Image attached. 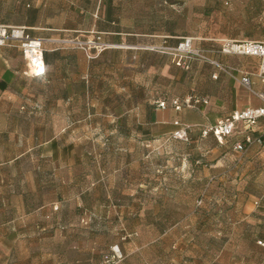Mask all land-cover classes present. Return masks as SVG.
<instances>
[{"label":"crops","instance_id":"obj_1","mask_svg":"<svg viewBox=\"0 0 264 264\" xmlns=\"http://www.w3.org/2000/svg\"><path fill=\"white\" fill-rule=\"evenodd\" d=\"M203 6V0H0V25L21 26L31 36L45 39L47 67L45 75L33 76L17 42L0 46V152L16 151L8 160L0 159V169L13 163L19 167L26 153L49 143L51 176L62 183L77 184L87 177L80 170L83 154L78 153L86 144L75 143L72 137L94 132L105 135L106 120L118 121L116 130L124 133L122 122L129 119L138 128L158 125L159 135L173 133L176 120L191 125L190 139L181 140L189 143L183 157L190 156V164H198L199 141H217L211 134H202L203 126L215 124L234 111L264 105L240 81L244 73L256 71L259 58L221 52L223 40H238L239 35L221 29L218 23L207 27L210 17L203 15ZM95 33L102 35L108 49L85 51L64 41ZM185 37L192 38L193 47L204 51L209 60L189 57L190 67L185 69L177 65L174 51L160 48L176 47ZM252 82L255 90H264L258 77L252 76ZM189 96L202 101L181 111L170 103L173 98ZM162 100L169 103L166 108L158 107ZM138 128L128 129L126 134H136ZM248 133L263 137L264 118L251 130L239 123L233 134L224 143L217 141L215 147L225 159L229 178L248 185L251 191L247 193L248 218L243 220L254 223L250 241L260 248L258 241L264 240V192L254 195L251 185H264V144L255 142L244 151L236 150L235 144ZM64 154L72 158L63 159ZM43 168L42 164L33 168L38 182ZM60 169L66 171L65 179L58 175ZM96 181L99 186V176ZM10 182L14 180L0 172V184ZM62 198L57 194L55 200ZM4 199L1 193L3 206ZM253 202L260 210L252 215ZM46 206L36 205L22 216L49 218ZM260 249L263 257L258 263L264 264L263 246ZM247 259L250 262V257Z\"/></svg>","mask_w":264,"mask_h":264},{"label":"rangeland","instance_id":"obj_2","mask_svg":"<svg viewBox=\"0 0 264 264\" xmlns=\"http://www.w3.org/2000/svg\"><path fill=\"white\" fill-rule=\"evenodd\" d=\"M204 2L207 27L218 23L239 39L264 41L261 0ZM117 123L104 121L105 135L72 137L86 144L78 153L87 177L77 184L51 176L49 143L26 153L19 167L0 169L14 180L0 184L5 198V206L0 200V264H100L116 246L122 258L112 264L261 263L262 246L250 241L254 223L243 220L251 191L229 178L215 139L199 141L200 162L191 165L190 156L183 157L189 143L173 133L159 135L158 125L138 128L131 119L122 122L121 133ZM136 128L138 133L126 134ZM15 154L0 152V159ZM40 164L45 168L38 182L33 168ZM58 175L67 174L60 169ZM251 189L260 195L264 185L253 183ZM57 194L64 198L56 201ZM40 204H47L49 218L22 216ZM253 207L251 214H258L260 207L254 202Z\"/></svg>","mask_w":264,"mask_h":264},{"label":"built area","instance_id":"obj_3","mask_svg":"<svg viewBox=\"0 0 264 264\" xmlns=\"http://www.w3.org/2000/svg\"><path fill=\"white\" fill-rule=\"evenodd\" d=\"M264 2V0H262ZM67 44L83 49L85 51L96 50V52H103L108 49L110 45L103 40L100 33H95L92 37L87 38H71L64 40ZM17 42L22 50L23 56L26 60L28 72L33 76H42L47 72L45 62V39L41 37H33L27 33L26 29L21 26H6L0 25V46L8 45L9 43ZM192 38L185 37L176 47L163 46L164 50H172L176 53L177 65L188 69L190 67L189 57H200L208 59L204 51L193 47ZM221 52L227 54L255 56L259 58V64L255 72L244 73L241 77V83L248 88L253 94L259 97L264 103V90L257 91L253 88L252 76L258 77L264 83V41L255 39H238L223 40L221 45ZM226 71L225 68L221 67ZM202 101L199 97H186L180 99L173 98L171 105L177 110L181 111L185 107L194 108ZM207 101V100H204ZM158 107L166 108L169 103L167 101H158ZM264 118V105L260 107H246L242 110L234 111L228 116L220 119L215 124L205 125L202 127L203 135H213L219 143H224L225 140L233 134L239 123L244 124L246 130L253 129L257 123ZM177 129L173 132V137L188 141L190 139L189 133L192 126L185 124L179 120L174 122ZM264 144L263 137H255L248 133L243 141L235 144V149L244 151L246 145L252 143ZM258 244L264 247V241H258ZM122 252L119 247H113L110 254L106 255L101 264H112L114 260L120 261Z\"/></svg>","mask_w":264,"mask_h":264},{"label":"trees","instance_id":"obj_4","mask_svg":"<svg viewBox=\"0 0 264 264\" xmlns=\"http://www.w3.org/2000/svg\"><path fill=\"white\" fill-rule=\"evenodd\" d=\"M263 241H264V240H263ZM103 259H104V258H103ZM101 263H102V262H101ZM101 263H100V264H101Z\"/></svg>","mask_w":264,"mask_h":264}]
</instances>
